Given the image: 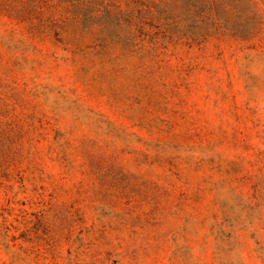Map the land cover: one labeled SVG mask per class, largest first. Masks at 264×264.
Segmentation results:
<instances>
[{
  "label": "rangeland",
  "instance_id": "1",
  "mask_svg": "<svg viewBox=\"0 0 264 264\" xmlns=\"http://www.w3.org/2000/svg\"><path fill=\"white\" fill-rule=\"evenodd\" d=\"M34 1L0 0V264H264V0L140 49Z\"/></svg>",
  "mask_w": 264,
  "mask_h": 264
},
{
  "label": "trees",
  "instance_id": "2",
  "mask_svg": "<svg viewBox=\"0 0 264 264\" xmlns=\"http://www.w3.org/2000/svg\"><path fill=\"white\" fill-rule=\"evenodd\" d=\"M125 1L122 9L99 0H36L17 6L14 14L23 19L37 13L45 22L41 32L57 22H73L82 30L98 31L110 41L136 49L179 39L192 44L220 32L248 36L255 30L249 20L260 18L254 0Z\"/></svg>",
  "mask_w": 264,
  "mask_h": 264
}]
</instances>
